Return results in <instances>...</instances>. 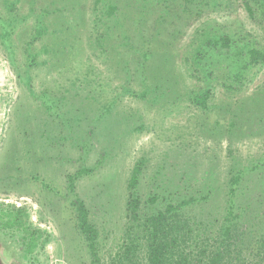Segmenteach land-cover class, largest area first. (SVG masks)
<instances>
[{
    "label": "rangeland",
    "instance_id": "obj_1",
    "mask_svg": "<svg viewBox=\"0 0 264 264\" xmlns=\"http://www.w3.org/2000/svg\"><path fill=\"white\" fill-rule=\"evenodd\" d=\"M94 3L0 0V264H91L80 202L98 263L140 264L134 171L141 215L184 202L195 238L217 245L229 224L224 262L257 264L264 64L232 82L233 57L208 66L206 42L241 34L263 49L264 25L236 0Z\"/></svg>",
    "mask_w": 264,
    "mask_h": 264
},
{
    "label": "trees",
    "instance_id": "obj_2",
    "mask_svg": "<svg viewBox=\"0 0 264 264\" xmlns=\"http://www.w3.org/2000/svg\"><path fill=\"white\" fill-rule=\"evenodd\" d=\"M140 1L142 0H134L136 9H140ZM193 1L195 0H185V3ZM210 1L214 4L227 3L229 6L232 0ZM236 1L239 2L248 21L252 23L258 21L261 26L264 25V0ZM99 2L100 0H95L94 5ZM111 10L114 11V7H111ZM115 18V21H117L118 16ZM208 39L209 42H206V44L210 48L209 51L213 53L208 58L210 61L208 66H214V55H219V58L221 55L229 56V58L233 57L230 63L234 66L235 71L232 82H238L237 79L242 78L249 70L264 64V48H257L255 44L246 43L241 34L235 37L220 33L214 39ZM195 56L200 55L196 54ZM197 63L199 64V62ZM206 78L207 75L204 76L205 80ZM208 98L209 92L205 90L196 94L194 101L198 106L204 108ZM137 183L138 172L134 171L129 184L130 198L126 211L129 220L133 222L135 227V236L143 239L144 251L140 264H233L231 261L224 262L227 256H225V250L223 249V241L231 238V226L229 224L225 227L223 237L221 239L219 237L215 238L216 241L220 239L217 245L210 246L205 242L201 243L199 238L194 236L193 221L183 214L186 205L184 202L175 205L174 202H168L152 214L141 215V202L136 194ZM150 198L152 203H156L158 200L155 196ZM77 212L78 227L86 241L91 264H99L96 247L97 231L89 222L87 211L81 202L77 206ZM261 243L264 247V241ZM257 264H264V253H262Z\"/></svg>",
    "mask_w": 264,
    "mask_h": 264
}]
</instances>
